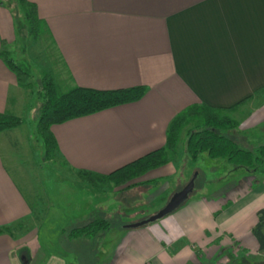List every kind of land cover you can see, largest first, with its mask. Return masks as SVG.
Instances as JSON below:
<instances>
[{"label": "crops", "instance_id": "1", "mask_svg": "<svg viewBox=\"0 0 264 264\" xmlns=\"http://www.w3.org/2000/svg\"><path fill=\"white\" fill-rule=\"evenodd\" d=\"M28 1L37 6L43 37L57 54L59 80L50 75L58 87L147 89L136 102L51 128L57 150L50 161H60L75 177L80 170L108 175L163 148L170 122L195 106L226 110L251 98L233 115L236 131L245 142L242 133H264V0ZM15 39L11 12L0 1V52ZM23 90L0 59V113L24 108ZM18 129L0 133V228L10 229L0 235V264H30L19 259L23 247H34V261L41 253L35 250L36 228L28 227L31 205L1 160ZM173 169L167 164L151 171L132 189L107 187L135 196L173 176ZM183 178L181 171L171 194L188 184L181 186ZM235 185L218 195L190 194L155 222L131 227L165 205L110 227L98 235L105 239L110 233L106 264H264L252 235L264 207V180L248 196L230 199Z\"/></svg>", "mask_w": 264, "mask_h": 264}, {"label": "rangeland", "instance_id": "2", "mask_svg": "<svg viewBox=\"0 0 264 264\" xmlns=\"http://www.w3.org/2000/svg\"><path fill=\"white\" fill-rule=\"evenodd\" d=\"M0 1L11 12L16 36L6 50L14 62L30 75V85L23 87L24 108L11 112L22 118L24 125L18 127V131L10 133L12 140L9 139L7 147H3L1 152L2 163L31 205L33 216L28 227L36 228L35 250L41 249L39 257L34 261L31 253L34 247H23L19 250V259L25 257L30 264H106L110 252V233L105 239L96 237L88 240L69 239V231L80 228L95 218L106 219L113 230L123 223H128L127 221L139 220L147 213L166 206L174 195L171 190L181 171L184 176L181 186L195 178V189L190 196H196L198 193L210 195V192L218 195L222 187H231L237 183L234 187L235 194H231L230 199H238L248 196L253 189L262 185L264 177L244 179L240 171H233V165L226 159H210L201 154L196 160H190L185 153V142L186 133L193 129V125L184 130L176 153L168 163L173 165L175 177L173 175L160 180L156 185L146 187L149 188L147 191L135 196L118 195L107 187L109 184L98 187L84 184L63 169L60 161L47 160L43 143L36 135V125L43 107L39 92L44 74L53 73L54 77L57 76V54L51 50L48 40L43 37V30L36 40L29 36L24 12L16 0ZM56 79L58 81L59 76L55 77ZM66 91L65 86L60 84L58 93ZM237 111L226 116L233 119ZM236 130L228 131L226 135L238 142L240 147L253 149L259 145L258 142L264 143V133L258 128L242 133L247 142L241 139ZM14 141H17V145L12 143ZM229 203L226 208L230 207ZM63 230H66L67 234L63 233ZM16 233H19L17 229Z\"/></svg>", "mask_w": 264, "mask_h": 264}, {"label": "trees", "instance_id": "3", "mask_svg": "<svg viewBox=\"0 0 264 264\" xmlns=\"http://www.w3.org/2000/svg\"><path fill=\"white\" fill-rule=\"evenodd\" d=\"M16 1L24 12L29 36L34 40L38 39L44 28V22L38 16L37 6L28 0ZM0 59L14 74L19 87L30 85V75L14 62L7 51L0 52ZM146 90L142 86L112 91L73 87L59 94L58 85L53 76L44 74L39 92L43 99V107L36 125V135L43 143L46 159H52L57 150V142L51 132L53 126L136 102L145 95ZM250 99L226 110L205 105L189 108L170 122L163 148L146 154L108 175L80 170L77 172V177L84 184L93 187L112 184L122 191L144 184L140 182L143 176L170 162L176 153L181 135L189 125H193V129L186 133L185 153L190 160H196L199 155L205 154L210 159H226L233 165V171H240L244 179L264 177V143H258L259 145L253 149H246L226 135L228 131L238 128V123L226 114L237 111ZM23 125L24 120L13 113L8 111L0 113V133ZM109 228L110 223L106 219L95 218L80 228L70 230L68 238L92 240ZM5 233H10V229L0 228V235ZM252 235L257 242L258 250L264 251V207L257 212V223L252 229Z\"/></svg>", "mask_w": 264, "mask_h": 264}, {"label": "water", "instance_id": "4", "mask_svg": "<svg viewBox=\"0 0 264 264\" xmlns=\"http://www.w3.org/2000/svg\"><path fill=\"white\" fill-rule=\"evenodd\" d=\"M194 179L195 178L193 177L181 191L175 193L171 197L170 201L166 204V206L162 210H160L157 214L131 227L135 228L142 225H146L148 223L155 222L157 220L162 219L164 216L172 213L175 209H177L180 205H182L188 199L189 195L192 193L194 189Z\"/></svg>", "mask_w": 264, "mask_h": 264}]
</instances>
